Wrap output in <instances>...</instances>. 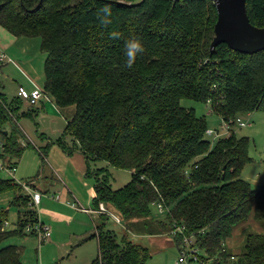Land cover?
Returning <instances> with one entry per match:
<instances>
[{"label": "trees", "instance_id": "16d2710c", "mask_svg": "<svg viewBox=\"0 0 264 264\" xmlns=\"http://www.w3.org/2000/svg\"><path fill=\"white\" fill-rule=\"evenodd\" d=\"M109 2L113 17L105 26L96 13ZM246 11L253 26L264 28V0H246ZM216 20L210 0H0V27L15 38L40 40L44 94L59 109H75L63 138L76 147L63 146L64 139L57 145L84 156L87 175L95 178L93 211L103 204L125 230L148 236L185 226L211 264H264V233L247 234L236 256L227 249L237 226L264 223V186L253 189L241 177L251 162L248 138L232 127L212 146L205 117L181 106L185 99L208 103L223 121L264 111V51L246 55L219 45L211 52ZM132 37L145 50L128 68L124 45ZM21 106L18 98L7 106L0 95V135L15 166L26 148L15 121ZM40 156L43 164L46 148ZM100 161L130 172V182L112 190L106 169L91 172ZM8 190L18 213L14 229L6 230L8 209L0 208V264H22L19 248L2 244L33 236L25 228L38 214L19 186L0 179V194ZM154 203L166 211L154 217ZM96 229L98 253L90 264H148V248L117 241L103 225ZM173 239L179 248L181 235Z\"/></svg>", "mask_w": 264, "mask_h": 264}, {"label": "rangeland", "instance_id": "374dc122", "mask_svg": "<svg viewBox=\"0 0 264 264\" xmlns=\"http://www.w3.org/2000/svg\"><path fill=\"white\" fill-rule=\"evenodd\" d=\"M18 43L13 47L15 56L7 55L13 61L12 63L2 64L0 66V95L4 97L6 105L9 106L16 99V93L19 87H22L27 93L35 89L43 88L44 84V63L46 54L40 50L39 38H18ZM23 63H27L26 66ZM181 106L187 109H193L198 117H205L208 129H218L221 126V119L212 113L208 103L195 102L192 100H182ZM41 107L38 113L30 116L21 115L23 112ZM74 107L59 109L56 107L50 97L44 99V105L37 104L30 107L27 102H22L17 115L16 125L23 133L24 139L20 144L26 147L19 159H16V180L26 182L39 176L38 187L44 190L46 194L42 197L39 207L34 210L38 215L41 209L46 208L52 203L51 196L58 193L61 188L56 177L50 174L52 169H62L57 175L62 180L64 188L70 195V204H61L59 215L54 222L46 219V224L51 230L49 241L39 244L34 236L12 237L5 241L2 246L13 245L19 248L22 264H90L97 257L96 238H91L97 233V226L103 225L104 231H113L117 241L125 237L133 244L143 245L149 248L150 258L148 264H181L178 262L181 253L187 254V262L184 264H211L203 251L196 249L198 260H192L190 255V245L181 243L177 248L171 235H158L161 237L148 236L146 234L129 232L125 230L124 224H117L114 219H100L98 215L87 212L93 210L92 193L95 184V178L92 173L81 176L72 166H66L64 150L57 145L59 139H64L63 146L71 147L72 139L70 136L63 138V132L66 122L74 114ZM248 123L244 128L233 127L235 135L239 138L246 137L249 140V157L251 162L248 163L241 172V177L250 183L254 189L264 186V111H256L249 114ZM8 130L10 126H7ZM218 137H207L213 146L215 142L223 138L227 133L219 131ZM46 147L45 162L38 153ZM97 169H106L108 171L109 184L112 190H118L130 182L131 174L128 171L109 167L105 162H96L91 164V172ZM56 173V172H55ZM55 178V180L53 179ZM0 179H9L5 173H0ZM54 181V182H53ZM44 186V187H43ZM47 190V191H46ZM21 195H25L21 192ZM15 193L11 190L0 194V208L8 209V224L6 230H13L17 218L18 208L11 205ZM73 204V205H72ZM108 213L110 209H107ZM86 211V212H85ZM152 215L157 217L158 213L154 208ZM162 218V215L158 216ZM154 233L156 231H153ZM249 233H264V223H258L249 220L243 223L234 231L233 237L227 242V249L234 256L238 255L243 248L244 239ZM145 237V238H143ZM166 237V238H163ZM160 240L158 246H151L150 239ZM169 241V243H167ZM194 239H192V242ZM167 243V244H166ZM194 244V242L192 243ZM202 260V261H201ZM222 264H234L233 261Z\"/></svg>", "mask_w": 264, "mask_h": 264}, {"label": "built area", "instance_id": "2783aa9c", "mask_svg": "<svg viewBox=\"0 0 264 264\" xmlns=\"http://www.w3.org/2000/svg\"><path fill=\"white\" fill-rule=\"evenodd\" d=\"M10 58H8L5 54H0V66L2 64L12 63ZM16 97L20 99L22 102H27L30 107H33L38 104V102L42 98H46L47 96L44 94L42 89H39L35 86V89L27 93L22 87H19L16 93ZM221 126L218 129H207L206 135L208 137H218L220 135L219 131L226 132L227 134L225 136H229L230 131L232 127L238 126V127H245L249 125L248 119L243 118H236L228 121L221 120ZM10 159L9 156L6 154V146L3 138L0 135V173H5L13 184L19 186L22 190V192L25 194L24 196H27L29 198V206L32 210H34L36 207L39 206L42 198V194L36 190L34 187L30 185L29 182H18L16 180V172L17 168L13 163H9ZM152 206L156 209L157 213L163 214L166 209L159 203H154ZM35 211V210H34ZM92 212L94 214H103L108 215L110 218L114 219V221L121 225L120 219L116 217L115 215L108 213V210L104 207L103 204H100L97 211H88ZM85 211V212H86ZM25 232L27 234L33 235L37 238V241L39 244H43L51 238V230L48 226L42 224L38 217V222L36 224H28L25 228ZM171 236L181 235L182 237V243L190 245V255L192 256V260L196 261L198 260V256L196 254L197 248L193 246V236H186L185 235V226H175V228L170 233ZM187 254L185 252L181 253V257L179 258L178 262L181 264H184L187 262Z\"/></svg>", "mask_w": 264, "mask_h": 264}, {"label": "water", "instance_id": "95a60500", "mask_svg": "<svg viewBox=\"0 0 264 264\" xmlns=\"http://www.w3.org/2000/svg\"><path fill=\"white\" fill-rule=\"evenodd\" d=\"M210 1L217 12L211 52L219 45H226L230 50L246 55L264 51V28H257L250 23L246 0Z\"/></svg>", "mask_w": 264, "mask_h": 264}, {"label": "crops", "instance_id": "0c3cea01", "mask_svg": "<svg viewBox=\"0 0 264 264\" xmlns=\"http://www.w3.org/2000/svg\"><path fill=\"white\" fill-rule=\"evenodd\" d=\"M18 41H19L18 38L13 37L11 34H9L7 31H5L4 29H2L0 27V54L3 53L6 56L7 55L15 56L12 50H13V47L15 46V44L18 43ZM23 64H25L26 66H28L27 63H23ZM44 99L45 98H42L38 102V104L40 103L41 105L42 104L44 105ZM33 110H36V113H38V111L41 110V107H37V109L36 108H33ZM74 147H76V144H74L72 142V146L71 147H68V148L69 149H73ZM37 151H38L39 154L42 153V151L39 150V149ZM64 155H65V158H64L65 163L64 164L66 166L69 165V166L74 167L76 169V171H77V175L78 176H81V174H85V170H86V160H85L84 156L81 153H79L78 151L71 152V154H68L67 152H64ZM59 171H62V169H57V170L55 169L54 170V169L51 168L50 174L52 176L56 177V181L58 183H60L59 186L60 187H63V188H61L58 193H56V194H55V192L53 193V195L51 196V199L53 200V202L50 203V204H48V206L46 208L42 209V212H41V209H40L39 214H41V216L38 215L40 222L42 224L46 225V226H47V224H46V221L47 220L44 219L43 216L46 217V218H48V219L51 218V219H49V222L52 223V222H54V220L59 215V210L61 209V207H63V206H61V204H70L71 205V203L69 202V199L70 198L68 196V195H70V192L66 188H64V185L62 183V180L57 175V172H59ZM54 177H53V179L55 180ZM38 179H39V176H37L33 180H29V181H26V182L32 183L33 186H34V188L36 190H38L42 194V197H43L46 194V192L44 190H41V187H38L37 186ZM93 196H94V191L92 193V198H93ZM41 201H42V198H41ZM40 204H41V202H40ZM40 204H39V206H40ZM52 219H54V220H52ZM139 236H143V235H138V237ZM152 236H155V235H152ZM155 237H158L159 238L161 236H158L157 235ZM143 238H145V237H143ZM163 238H166V237H163ZM149 239H150L149 244L151 246H158L161 243L160 240H154L155 238H149ZM167 243H169V241H167ZM140 246H143V245H140ZM143 247H146V246H143ZM146 248H148V247H146ZM97 253H98V251H97Z\"/></svg>", "mask_w": 264, "mask_h": 264}, {"label": "clouds", "instance_id": "9594fccd", "mask_svg": "<svg viewBox=\"0 0 264 264\" xmlns=\"http://www.w3.org/2000/svg\"><path fill=\"white\" fill-rule=\"evenodd\" d=\"M96 15L99 22L102 25L105 26L110 25L112 23V17H113V8L111 3L110 2L106 3L100 8H98ZM119 35L120 34L115 31L111 33V37L113 39L118 38ZM124 48H125V55L127 57L126 65L128 68H132L133 65L135 64L137 56L143 53L145 50L144 43L142 39L138 37H132L126 41Z\"/></svg>", "mask_w": 264, "mask_h": 264}]
</instances>
